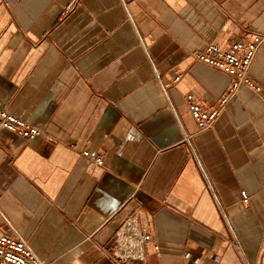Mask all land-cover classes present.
<instances>
[{
	"label": "crops",
	"instance_id": "0c3cea01",
	"mask_svg": "<svg viewBox=\"0 0 264 264\" xmlns=\"http://www.w3.org/2000/svg\"><path fill=\"white\" fill-rule=\"evenodd\" d=\"M251 33L264 0H0V108L40 131L0 128V234L48 264H115L134 218L145 264H264V40L260 90L212 128L185 101L231 84L191 54Z\"/></svg>",
	"mask_w": 264,
	"mask_h": 264
},
{
	"label": "built area",
	"instance_id": "2783aa9c",
	"mask_svg": "<svg viewBox=\"0 0 264 264\" xmlns=\"http://www.w3.org/2000/svg\"><path fill=\"white\" fill-rule=\"evenodd\" d=\"M264 38L258 34L251 33L239 40L232 41L229 45L222 47L217 44H208L201 51L191 54L193 63L202 64L206 67L219 71L227 75L231 84L226 93L220 97L215 107L205 109L198 103L192 95H187L185 101L188 111L194 120L197 132H202L212 128L217 117L224 110L228 100L233 96L237 89L245 85L256 91L260 90L249 77V70L254 60L258 47ZM181 77L178 73L173 83ZM0 128L9 133L21 136L26 140L33 139L40 135V131L22 119L10 114L0 108ZM84 157L87 152L82 153ZM97 167L103 165V160L97 157L94 161ZM243 205L248 203V195L241 193ZM136 219H128L117 233V249L111 256L115 264H122L127 261H135L138 264L146 263V244L150 240V235L141 232L137 227ZM0 264H48L39 260L28 245L7 234H0Z\"/></svg>",
	"mask_w": 264,
	"mask_h": 264
}]
</instances>
